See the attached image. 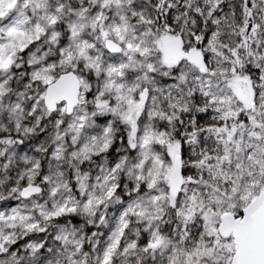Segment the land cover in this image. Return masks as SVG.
Returning a JSON list of instances; mask_svg holds the SVG:
<instances>
[{
    "label": "snow or ice",
    "instance_id": "snow-or-ice-1",
    "mask_svg": "<svg viewBox=\"0 0 264 264\" xmlns=\"http://www.w3.org/2000/svg\"><path fill=\"white\" fill-rule=\"evenodd\" d=\"M0 264H264V0H0Z\"/></svg>",
    "mask_w": 264,
    "mask_h": 264
}]
</instances>
